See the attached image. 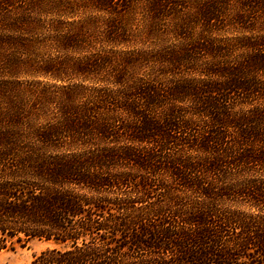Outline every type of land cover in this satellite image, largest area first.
Returning <instances> with one entry per match:
<instances>
[{"label": "trees", "instance_id": "obj_1", "mask_svg": "<svg viewBox=\"0 0 264 264\" xmlns=\"http://www.w3.org/2000/svg\"><path fill=\"white\" fill-rule=\"evenodd\" d=\"M32 264H264V0H0V251Z\"/></svg>", "mask_w": 264, "mask_h": 264}, {"label": "rangeland", "instance_id": "obj_2", "mask_svg": "<svg viewBox=\"0 0 264 264\" xmlns=\"http://www.w3.org/2000/svg\"><path fill=\"white\" fill-rule=\"evenodd\" d=\"M59 248L51 241L32 239L24 244L14 243L12 248L0 251V264H32L42 252Z\"/></svg>", "mask_w": 264, "mask_h": 264}]
</instances>
